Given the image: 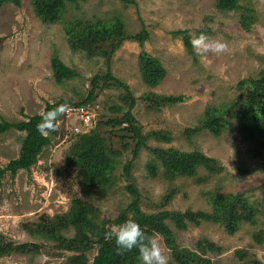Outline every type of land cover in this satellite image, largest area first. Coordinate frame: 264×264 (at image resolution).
Here are the masks:
<instances>
[{
	"label": "rangeland",
	"instance_id": "obj_1",
	"mask_svg": "<svg viewBox=\"0 0 264 264\" xmlns=\"http://www.w3.org/2000/svg\"><path fill=\"white\" fill-rule=\"evenodd\" d=\"M135 5L124 6L119 0H88L65 14L64 22L75 19L107 23L119 17L130 35L141 31L149 33V40L140 46L132 40L124 41L109 61L110 74L125 84L132 97L138 99L147 93L162 96H182L184 101L171 107L149 110L145 103L136 102L132 115L141 127L142 134L163 130L169 132L171 143H158L149 139L148 147L172 148L180 152L197 151L218 161L221 173L209 175L200 169L196 178L207 177L206 183H196L192 178L164 179L162 170L155 178L149 176L146 166L152 155L142 150L131 170L132 180L127 181L123 167L131 160L133 142L128 139L110 138L117 157L113 185L106 195L87 198L81 188L64 172V152L69 147L66 139L71 132L88 133L97 129L110 131L96 123L102 117L112 116L108 108L123 106L122 89L108 87L98 90L90 107L93 121L82 126L75 118L64 119L63 130L50 146L46 147L38 162L29 172L18 171L14 177L6 174L0 182V239L15 244L30 243L39 246L36 254H10L0 258V264H64L71 253L54 249V243L34 237L31 227L41 220L66 213L70 202L80 198L93 207L99 218L112 222L133 201L127 185L137 191L139 209L145 215L161 212L183 214L187 211L210 213L207 196L215 191L242 194L258 209L256 224L243 223L238 231L229 235L221 224L201 222L199 226L185 221L186 228L179 230L175 223L164 224L172 233V240L179 248L197 252L198 241L207 239L221 248L219 254L206 255L214 264H264V171L262 158L254 159L252 145L241 138L236 126L225 130L219 137L204 130L186 136L185 129L199 125L207 107H220L238 97L237 83L247 78H258L264 71V0H240L243 14L255 22L242 27L241 11L220 12L215 0H131ZM179 31L192 34L204 33L212 39L228 44L226 53L197 55L192 48L188 53ZM143 52L159 61L165 77L155 87L142 83L138 56ZM58 58L78 77L55 82L51 60ZM106 61L101 57H89L83 51H74L68 43L63 24H42L35 16L29 0H20L19 6L5 5L0 8V120L25 121L26 117L39 115L46 103L59 99L78 102L84 98L91 79L108 72ZM99 83V86H102ZM100 128V129H99ZM119 130L114 131L118 134ZM23 133L10 132L0 137V167L18 156ZM118 135H121L119 133ZM127 147L124 151L123 148ZM57 172L61 173L57 175ZM63 172V175H62ZM175 191L172 199L163 204L164 198ZM131 220L130 215H128ZM108 223V227L111 224ZM261 234V242L255 235ZM71 237L73 232L64 233ZM161 246L173 262L171 250L165 239ZM243 253V260L235 256ZM96 251L87 254L91 261ZM89 261V264H90ZM141 264V261L138 263Z\"/></svg>",
	"mask_w": 264,
	"mask_h": 264
},
{
	"label": "trees",
	"instance_id": "obj_2",
	"mask_svg": "<svg viewBox=\"0 0 264 264\" xmlns=\"http://www.w3.org/2000/svg\"><path fill=\"white\" fill-rule=\"evenodd\" d=\"M34 16L46 25L63 24V29L68 36V43L72 50L83 51L89 57H101L106 61L107 69L113 53L124 41L132 40L142 46L149 40V33L142 26L137 34L130 35L122 20L113 17L111 21H85L75 19L64 22L65 14L69 10L78 8L88 0H29ZM124 6L135 5L131 0H119ZM240 0H215L214 7L220 12L241 11V23L247 28L251 22H255L254 12L250 21L243 14L244 7L239 5ZM5 5L19 6L20 0H0V8ZM182 35L184 47L188 53L192 51V45L187 36V31L176 32ZM139 72L142 83L155 88L165 77V70L159 61L143 52L138 56ZM51 71L55 82L58 84L70 81L78 77V74L66 67L58 58L51 60ZM102 83V86H99ZM90 89L87 95L80 98L78 102L66 99L55 100L46 103L43 112L66 104L68 107H91L94 103L98 90L108 87L122 89L123 96L120 98L123 106L108 108V112L116 114L112 116L101 115L96 127L105 126L110 131L103 132L95 128L88 133L71 132L66 142H69L68 149L64 152V172L81 188L87 198L106 195L113 185L114 170L117 169V157L121 154L112 150L111 140L104 139V135L112 138H119L121 141L128 139L133 142L131 160L123 167L127 181L132 180L131 170L133 162L139 157L142 150L148 151L153 159L146 166L149 176L157 177L158 171L162 170L164 179L172 181L177 178H193L196 183H206L208 178H196L197 171L202 169L209 175L219 174L222 171L218 161L209 158L200 152H180L178 150L159 147H148L149 139L158 143L169 144L172 141L169 132L163 130L150 131L142 134L141 127L132 115L136 102L145 103L149 110H159L165 107L175 106L184 101L182 96H162L154 93H147L138 99L131 96L125 84L114 78L108 72L99 77L94 76L90 82ZM239 95L220 107H207L203 116L199 119V125L193 129H185L186 136L195 135L201 131H208L211 135L219 137L223 131L236 130L241 138L252 145L251 155L254 159L262 158V169L264 171V71L260 72L258 78H247L239 81L236 86ZM42 112V113H43ZM42 113L26 117L25 121L8 122L0 120V137L12 131L23 133L20 139L18 156L8 162L5 167H0V182L9 174L14 177L18 171L29 172L36 165L38 158L44 149L51 145L57 135V131L42 136L36 126L41 120ZM64 119H67V112L57 118V129L63 130ZM97 127V128H98ZM100 129V128H99ZM119 130L118 134L114 131ZM128 146L124 147L126 151ZM61 173L57 172V175ZM63 175V172H62ZM126 189L133 196V201L122 211V213L111 223L101 220L96 210L80 198H74L70 202L69 210L61 215L51 218L42 215L39 222L31 227L34 237L43 238L54 243V249L71 253L66 257L64 264H89L87 254L96 251L90 264H138V252L133 249L131 252L120 253L114 239H106L105 234L109 230L108 223L122 224L130 219L137 222L146 235H161L165 239L166 246L171 250L173 262L171 264H214L206 257L208 253L219 254L221 248L211 241L204 239L196 244L197 252H189L179 248L172 240V233L164 224L169 220L175 223L179 230L186 228L185 221L199 226L201 222L221 224L229 235H233L243 223L256 224L258 209L249 203L242 194L224 193L215 191L207 196V202L211 212H185L183 214L174 212H161L158 214L145 215L139 209V196L132 185ZM175 191L172 190L164 198L163 206L169 202ZM73 232L71 237L64 233ZM256 241L261 242L262 235H255ZM39 246L34 244H15L0 239V258L10 254H36ZM243 253L236 251L235 256L243 260ZM253 264H262L254 261Z\"/></svg>",
	"mask_w": 264,
	"mask_h": 264
},
{
	"label": "clouds",
	"instance_id": "obj_3",
	"mask_svg": "<svg viewBox=\"0 0 264 264\" xmlns=\"http://www.w3.org/2000/svg\"><path fill=\"white\" fill-rule=\"evenodd\" d=\"M190 43L197 55L213 53L220 55L228 51V44L221 39H212L204 33L192 34ZM69 110L68 105L61 104L42 113L41 120L36 130L47 136L57 130V118ZM80 133V132H77ZM106 239H114L117 251L120 253L131 252L136 249L141 264H168V256L161 246L157 236L146 235L141 226L133 221L126 220L122 224H113L105 234Z\"/></svg>",
	"mask_w": 264,
	"mask_h": 264
},
{
	"label": "built area",
	"instance_id": "obj_4",
	"mask_svg": "<svg viewBox=\"0 0 264 264\" xmlns=\"http://www.w3.org/2000/svg\"><path fill=\"white\" fill-rule=\"evenodd\" d=\"M89 110L90 107H69V110L67 111V118H75L76 120H79L81 122L82 126H86L94 119Z\"/></svg>",
	"mask_w": 264,
	"mask_h": 264
}]
</instances>
